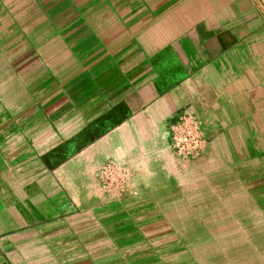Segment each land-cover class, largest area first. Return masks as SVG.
I'll return each instance as SVG.
<instances>
[{
  "label": "crops",
  "instance_id": "0c3cea01",
  "mask_svg": "<svg viewBox=\"0 0 264 264\" xmlns=\"http://www.w3.org/2000/svg\"><path fill=\"white\" fill-rule=\"evenodd\" d=\"M0 264H264V0H0Z\"/></svg>",
  "mask_w": 264,
  "mask_h": 264
},
{
  "label": "built area",
  "instance_id": "2783aa9c",
  "mask_svg": "<svg viewBox=\"0 0 264 264\" xmlns=\"http://www.w3.org/2000/svg\"><path fill=\"white\" fill-rule=\"evenodd\" d=\"M208 138L202 128L200 118L189 110L180 112L169 124V144L173 153L183 161H192L200 157ZM121 172L112 164L103 170V183L107 187H118Z\"/></svg>",
  "mask_w": 264,
  "mask_h": 264
}]
</instances>
